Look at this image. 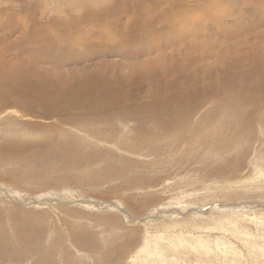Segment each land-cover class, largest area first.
I'll return each mask as SVG.
<instances>
[{
	"label": "rangeland",
	"instance_id": "1",
	"mask_svg": "<svg viewBox=\"0 0 264 264\" xmlns=\"http://www.w3.org/2000/svg\"><path fill=\"white\" fill-rule=\"evenodd\" d=\"M82 14L88 18L74 20ZM9 25L21 30L16 29L19 35L8 39ZM0 28L5 30L0 31V49L20 41L17 54L23 55L25 40H33L34 69H52L42 59L53 51L37 49L48 42L60 47L61 57L64 51L84 57L93 53L86 74L109 81L115 77L133 90L141 84L138 92L148 83L171 95L181 84L194 90L226 79L235 82L230 90L236 98L237 81H255L257 72L264 79V0H0ZM145 29L156 34L142 39L141 50L130 51ZM134 32L137 36L123 51L121 39ZM55 33H65L67 40L56 42ZM91 44L104 49L102 54L111 50L105 56L97 49L90 53ZM11 51L4 54L7 60L16 53ZM67 61L57 66L64 75L74 66ZM145 70L154 73L148 81L140 77ZM215 93L198 103L184 131L170 132L172 137L150 135L141 141L144 135L133 131L136 123L121 114L95 126L63 125L57 140L82 154L79 165L70 168L60 161H25L27 167L2 156L0 148V246L6 245L0 247V264H137L145 245L143 264H264L259 249L264 248V93L250 88L247 99L263 106L243 107L233 99L234 110L227 107L229 96ZM12 130L0 124V143L15 139ZM47 132L33 129L27 139L37 142ZM31 214L41 230L25 244L15 237L12 223L22 224ZM154 239L163 252L155 250ZM23 252L27 255L20 259Z\"/></svg>",
	"mask_w": 264,
	"mask_h": 264
},
{
	"label": "bare ground",
	"instance_id": "2",
	"mask_svg": "<svg viewBox=\"0 0 264 264\" xmlns=\"http://www.w3.org/2000/svg\"><path fill=\"white\" fill-rule=\"evenodd\" d=\"M87 18H88L87 14L86 15L82 14L80 15L79 18L75 17L74 20H76L77 22H80ZM74 20L70 19V22H74ZM179 21H181V19H179ZM53 22L49 24L50 27H52L51 25L53 24ZM21 23H24V22H21ZM68 23H69V20H68ZM17 25L19 24L16 23V27ZM21 25L22 24H20L19 28H21ZM9 27L11 26L10 25L8 26V29H6L7 31L0 28V31L4 30L5 32H7L8 39H10L12 35L15 32H17L16 29H18L14 27L12 30ZM30 31L33 34V27L30 29ZM48 31H49V28H48ZM136 33L135 34L129 33L128 35L125 36L124 39L123 38L121 39L119 46L123 48V51L129 48V43H131L130 41H132L131 39L133 37H136L137 34L139 38L142 37L140 40L141 42L138 45L134 44V46H131L133 48H130V51L132 49L134 50V52L141 50L142 47L145 45V41L142 39L144 37H147V35L156 34L154 33V31H151L149 29H145V31L144 32L141 31V33L139 32L137 34ZM64 34L57 35L55 33L56 42L57 41L62 42V43L65 42L67 40V37H65ZM58 36H60V38ZM160 39L158 36L157 40L160 41ZM22 40H23V37H22ZM12 41H14V39ZM25 41H27L28 44L25 47L26 48L25 51H23L24 52L23 55H25V58L22 57L23 58L22 60H21V57H19L20 55L23 56L22 52H20V54H17L18 49L20 47L19 45L20 41L19 43L17 42L18 44L15 42L9 45L8 43L6 47H3L0 49V122H2L0 124L10 126V128L12 127L13 130L10 131V133L11 132H13V134L15 133V135L12 137L16 139V140L14 139L13 141H9L7 143H0V148H3L2 150H4V153L2 154V156L11 155L12 156L11 158H13L14 160L20 161V162L22 161L21 163L25 161H27L28 163L30 162V164L36 163V162L41 163V161H44V162L45 161L47 162L49 161L59 162L60 161V163L61 162L64 163V166L66 164L67 165L69 164V168H70V165H79L77 162L80 160L82 154L76 153L74 151L77 147L71 146L70 143L69 142L67 143L64 139H61V141L57 140L59 138L58 133H60V131L62 130V126L67 125V124L72 126V128H75V129L81 126L82 128L88 127L90 125L95 126V125H98L100 121L108 117H112L113 115L117 116L121 114V116H129V119H131L132 121H134V123H136L134 125L135 127L133 131L139 134L140 133L143 134L144 137H141L142 135L140 137L142 139L141 141H144V138L150 135H153V137L157 138L158 136H161V137L169 136L171 135L170 132L172 134L174 132L175 134H179L183 132L189 123V118L191 117V115L194 116L193 114L194 110H196L197 107L200 106L198 105V103L201 101H203V103L209 101L210 98H212L211 96H214L217 94V93L214 94V92L216 91L221 92L223 96H226V97L229 96V100L231 101L227 104L228 105L227 107L231 110L235 109V104H234L233 99H236L235 101L237 105L242 104L243 107H245L247 104H256L258 105V108L263 106V105L257 104L254 100L247 99L250 88H252L253 92L256 94L264 93V81H258V79H261V80H264V79L258 77L259 72H257L256 74L257 77L255 78V81H237L236 82L235 86H237V89H238L237 91L238 96L236 98L231 94L233 91L230 90L231 82L233 85L235 84V82L228 81L226 79H224V81H208L205 86H197L194 90L192 89L187 90L188 88L185 86L187 88L186 89L184 85L181 84L177 87V91L171 95H168L167 93H165L166 90L164 88L161 89V86L157 84L151 85L148 83L145 85V89L138 92V90H140L141 84L138 85L139 86L138 90L135 89L137 90L135 91L131 89L132 86H130V84H128L129 87L127 85L125 86V83L122 84L120 81H117L115 77L111 78V80L109 81L107 78H105L104 76H101L100 74H97V75H93L92 73L86 74L85 72L88 71L87 70L88 69V66H87L88 58L91 57L93 53L89 54V56L84 57L82 55H73V54L70 55L69 53L70 51L69 52L64 51V54H62L64 56L61 57L59 54H57L60 47L59 48L55 46L49 47L48 42L45 43L44 48L38 47L37 49H39L40 51H45L46 53H48V51H53V54L52 52L49 55L46 54L45 56H43V59H42L45 63L51 65L52 69L50 70V69H46L43 67H41L40 69H37V68L34 69L35 66L33 65V44H32L33 40L30 38ZM66 48L67 47H65V50ZM99 48L100 46H98L97 48V45L91 44L88 49H91L89 50L90 53L95 52V50L97 49V50H100V53L102 54L104 49H99ZM119 48H118V51L122 50ZM109 49L110 48L108 49L105 48L106 51L104 52V54H102V56H105L107 50L109 52ZM149 49L150 48H147V50ZM11 50L16 53L13 54ZM147 50L144 49L143 51L146 52ZM10 51L12 52L13 57L10 58V60H7L4 54L6 55V53L8 52L10 53ZM100 53L98 54L101 55ZM140 53L136 55L137 57L132 56L130 57V59L134 58V60H136L135 58H139V55H141ZM66 59L69 60V63L70 61H74L72 63L74 64V66L71 64L73 68H70L69 71H67L66 74L64 75V73H61L58 71L61 68L57 66L66 65V62H68ZM43 61H42V64H43ZM54 71L58 74L53 75L55 73ZM75 74L81 75V77L77 78ZM153 75H154L153 71L145 70L140 74V77L148 81L150 77ZM52 77H55L56 79L53 80ZM66 79L67 81H64ZM68 79H73L74 81L72 80L69 81ZM133 83L134 81L131 82V85ZM167 83L169 82L167 81ZM243 83L246 84L245 88L247 89L246 91L248 93H245V91L243 90ZM252 84H253V87H252ZM254 93L252 95H254ZM252 99H254V96H252ZM206 105H209V104H206ZM33 119H38L42 121L43 120L50 121V122L49 123L46 122L47 125L43 126L39 124H33V121H32ZM246 120L248 123H250L248 121L249 119H246ZM240 122L243 127L247 126L246 121L240 120L237 123L239 124ZM147 123H148V129H147ZM152 125H154V129H153L154 131L150 130V128H152ZM108 127L106 129L109 130L111 133H113L114 130ZM33 129L40 130L41 132L49 131L47 132L49 134H47V136L41 137L40 140H38L37 142L36 140L33 142V140L27 139V137H31V133H33ZM50 131L54 133H51ZM236 131L239 132V129ZM169 137H172V136H169ZM22 138L23 140H21ZM130 140L131 142L140 141L139 139L134 140L133 138H130ZM37 146H40L41 149H36ZM94 154H95L94 151L91 153H88L87 154L88 160L93 159ZM138 155L141 156V154H138ZM44 162H42V164ZM28 163L25 162V164L27 165L25 164L24 165L28 167ZM24 165H23V168L25 167ZM73 167H76V166H73ZM30 173L32 175L31 171ZM111 173L114 175H118V171H114ZM26 176L28 175L26 174ZM15 221H16V218H15ZM20 222L22 223L23 221H20ZM12 224H13L12 228L14 229L15 237L18 239L19 242L22 239V241L25 244H29L30 242H33V237L37 236L36 233H38V230H41L37 224V221L33 220L32 214L26 215V221H24V223L20 224V223L14 222ZM2 228L0 227V242L3 244L4 243L3 237H1ZM81 237H85V236H81ZM77 242L80 245H83L84 238H80V240L79 241L77 240ZM158 244L159 242L157 243V240L154 239L153 246L155 250L157 249V251L161 253L163 252V250L158 247ZM5 246L6 245L0 246V247L5 248ZM27 247L28 246L24 248V251L30 255V250ZM177 247L178 245L176 246V248ZM147 248H148V245H145L142 248L143 255L141 256L137 264H143L144 262H146V257H144L145 256L144 253L147 251ZM176 248H173V250L177 251ZM259 249H261V251L264 252V248H259ZM25 252L22 253L20 259L24 258L23 254L27 255ZM3 253L4 252H0V255H3ZM149 254H152L153 256V254L155 253H153V250H151ZM258 255H261V254L258 253ZM176 262H178V259L176 260Z\"/></svg>",
	"mask_w": 264,
	"mask_h": 264
}]
</instances>
